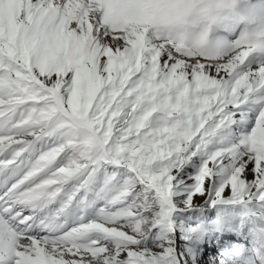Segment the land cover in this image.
Wrapping results in <instances>:
<instances>
[{
    "label": "snow or ice",
    "instance_id": "obj_1",
    "mask_svg": "<svg viewBox=\"0 0 264 264\" xmlns=\"http://www.w3.org/2000/svg\"><path fill=\"white\" fill-rule=\"evenodd\" d=\"M235 2L0 0V264H190L159 221L197 196L264 232V8Z\"/></svg>",
    "mask_w": 264,
    "mask_h": 264
},
{
    "label": "bare ground",
    "instance_id": "obj_2",
    "mask_svg": "<svg viewBox=\"0 0 264 264\" xmlns=\"http://www.w3.org/2000/svg\"><path fill=\"white\" fill-rule=\"evenodd\" d=\"M235 7L240 12L264 8V0H236ZM205 27L209 29L210 40L225 35L226 29L221 24L209 25L198 18L171 29L170 34L173 38L184 37L191 42ZM244 27L243 23H231L228 32L236 33ZM194 203L198 207L186 209V216L176 217L168 223V217L162 216L159 221L162 225L160 235L163 237L165 233L174 232V240L192 258L190 264H199L201 260L205 264H260L253 258L252 240L257 237L264 249V232H248V224L255 221L240 214L246 209L221 205L212 207L200 196Z\"/></svg>",
    "mask_w": 264,
    "mask_h": 264
}]
</instances>
